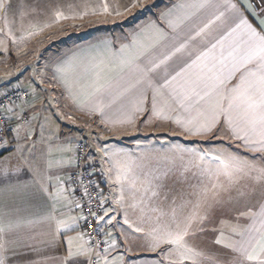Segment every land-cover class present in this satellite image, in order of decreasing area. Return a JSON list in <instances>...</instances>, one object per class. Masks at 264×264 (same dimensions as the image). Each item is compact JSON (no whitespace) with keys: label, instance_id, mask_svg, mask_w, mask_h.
Returning <instances> with one entry per match:
<instances>
[{"label":"snow or ice","instance_id":"6c2138e0","mask_svg":"<svg viewBox=\"0 0 264 264\" xmlns=\"http://www.w3.org/2000/svg\"><path fill=\"white\" fill-rule=\"evenodd\" d=\"M138 7L150 11L157 5L147 0H0V47L7 53L8 40L23 43L62 21L123 18ZM201 12L206 13L202 18ZM159 18L167 31L149 21L118 49L107 39L89 45L57 63L53 78L77 111L99 114L105 128L134 127L148 113L146 124L168 122L186 137L229 141L203 149L173 145L164 166L122 149L109 156L107 171L119 186L116 202L138 211L142 222L154 223L145 235L146 250L158 257L155 264H264V0H179ZM15 106L13 101L12 107H0V264H116L107 255L114 240L102 254L84 233L69 234L86 217L56 216L55 205L67 197L53 169L72 163V147H53L56 134L45 138L42 124L40 140L48 147L37 153L31 121L38 115L28 117L23 108L13 112ZM30 107L36 113L35 105ZM113 109L121 119H111ZM13 116L25 124L13 127ZM21 139L31 140V146H21ZM54 153L61 154L59 159ZM84 160L90 163L87 155ZM83 176L80 186L88 196ZM109 211L104 209L94 223L99 225ZM90 215L96 217V211L90 209Z\"/></svg>","mask_w":264,"mask_h":264},{"label":"rangeland","instance_id":"374dc122","mask_svg":"<svg viewBox=\"0 0 264 264\" xmlns=\"http://www.w3.org/2000/svg\"><path fill=\"white\" fill-rule=\"evenodd\" d=\"M93 22V19L81 20L79 23L69 22L61 26L58 33L67 36V34H72V32L75 33L79 30L84 31L83 27L91 25ZM50 35L51 32L44 34V36L33 43L27 50L16 53L17 55L13 56L12 62L9 61L10 54L4 52L3 56L5 55V61L0 63V89L5 88L6 85L13 84L20 85L33 93L32 99L34 100V105L38 103V112H36V114L38 115L37 119H39V123L37 125L35 124L36 122H33L31 135L36 142L37 153H39L41 149H46L48 147L47 143H41L40 140V126L42 124H44L45 138L52 135V133L56 134L53 136V147L56 145L72 147L73 143H69V137L72 138V141L80 138L79 135L76 136V133L66 137V127L79 134H84L85 139L83 140L88 143L89 155L91 156L90 159L95 162L99 169V177L97 176L99 178L98 185L101 189H105V201H107L108 208L112 209L114 215L112 220L115 226L113 232L110 233L111 237L115 240H119L120 233L127 228L133 229L132 232H134L137 237L138 233L134 231V228L141 227L145 229L150 221L142 222L139 219L140 214L138 211H133L116 202L119 198V186L112 182L114 174L111 178L108 174L107 169L110 167L108 163L109 156H111L114 150L122 149L124 152L131 153L133 158L147 157L151 159L153 166L157 163L164 166L167 161H165L163 157L171 155L173 145H182L191 148L188 142L192 139L181 134L177 129L171 128L170 124L168 126L166 125L167 129H169V127L171 128L167 132L158 131L152 133L151 130L156 127L153 124L136 123L134 127L117 129L111 127L108 129L101 127L102 124L100 120L96 118L89 119V117L86 116L83 118L80 112L77 111L71 102L60 92L61 87H59L58 83L51 75V71H53L56 65L55 63L59 62L61 58H57L56 54L58 53L53 50L55 43L51 40L56 36L50 37ZM47 38L49 39L47 40ZM48 50L50 52L45 57L46 51ZM37 57H39V59H37ZM7 59L8 62H6ZM5 76H10L11 78L5 82V80L2 79ZM42 79L44 80L43 84L40 83ZM29 84L32 85V88L28 87ZM33 88L35 92H33ZM36 93L39 95H36ZM45 116L50 117V121L47 124H45L43 119ZM67 116H71V119L62 118ZM90 126L91 128H97L96 130L99 131L97 136H94L95 132L93 130H88ZM60 139L61 141L59 142L58 140ZM184 142H187V144H184ZM31 143L25 145V147H30ZM72 154L73 152L71 155ZM177 163H179V161H177ZM126 216L133 227H129V223H125ZM146 239L145 236L141 237L142 241H147ZM128 251L133 252L134 249H129ZM120 256L123 258V264L145 263V261L157 257L155 253L147 251L146 249L137 252L135 255L129 252L128 256H126L124 252H121Z\"/></svg>","mask_w":264,"mask_h":264},{"label":"crops","instance_id":"0c3cea01","mask_svg":"<svg viewBox=\"0 0 264 264\" xmlns=\"http://www.w3.org/2000/svg\"><path fill=\"white\" fill-rule=\"evenodd\" d=\"M147 2L149 4L155 3L157 5V7L152 8L150 11L141 10L138 7L136 9H133V14H131V15L126 14L125 17H123V18L112 17V16H107V17H105V16H87L83 20L93 19L94 20L93 24L84 26L83 27L84 31L79 30L75 33L72 32V34L69 33V34H67V36H65L64 34L60 35L58 33V31L60 30V27L66 23H69V22L79 23V21H81V20L62 21L60 24H57L51 28L45 29L43 32L39 33L36 36H33L31 39H29L23 43L18 41L16 45H13L11 43V40H8L7 41V47H8V53L10 54L9 61L12 62L13 56L17 55L16 53H21V51L27 50L33 43L37 42L42 36H44V34L49 33V32H51L50 37L56 36V37H53L51 41L53 43H55L53 50H55L58 53L56 55H57V58H61V60L59 61V62H61L62 60L67 59L73 52H77L80 49H87L89 45L98 44L100 41H103L105 39L112 41L114 43V48L118 49L120 47L121 43H128L129 42V40H130L129 33L136 30L138 25L147 23L149 21H155L160 27H164L165 30L167 31L166 21L159 18V13L161 10L165 9V7H171L173 4L178 3L179 0H147ZM198 15L202 18L204 15H206V13L201 12ZM40 19L42 21L44 18L41 17ZM32 22L34 23L36 21L33 20ZM24 24H25V27L28 26V20L27 19L24 21ZM0 26H2V23ZM22 34L23 33H21V32H16L17 37H19ZM56 34H59V35H56ZM48 39L49 38H47V40ZM49 45H50V43H49ZM49 52H50L49 50L46 51L45 57L49 54ZM3 54H4L3 48L0 47V63L5 61V55L3 56ZM6 62H8V59L6 60ZM59 62H57V63H59ZM57 63H55V64H57ZM54 72H55V67L53 68V71H51L52 76L54 75ZM58 85H59V87H61L60 92L72 104V100L70 99L69 94L65 90L63 85L59 84V83H58ZM2 89H0V90H2ZM31 94L33 95L32 92H31ZM31 100H32L31 103L28 106L24 107V112L27 113L28 117H31L32 115L36 114V113H33L32 108L30 107V105H34V100L32 99V97H31ZM37 105H38V103L35 104L36 112H38ZM74 108H75V106H74ZM80 115L83 118H84V116H86V117H89V119H95L96 118L98 120H101V117L99 114H96V115L90 117L86 113L80 112ZM109 116L111 117L112 120H119L122 118L120 112L116 109L111 110L109 112ZM147 116H148V113H144V114L140 115L136 119L135 125H136V123L137 124H140V123L145 124L143 121H145L147 119ZM33 122H36L35 124L38 125L39 119L31 121V124H34ZM17 123L23 124L20 122V120L17 121L14 117V124L16 125ZM163 124H165V125H163ZM169 124L170 123H168V122L153 123V125H155L156 127L154 129L151 128V129H153V130H151V132L152 133H155L158 131L167 132L171 128H175L180 132V130L178 128H176L175 125H172V124H170L171 128L169 127V129H167L166 127ZM101 127H105V126L102 124ZM111 127L112 126L109 125L108 129H110ZM123 127H131V126H121V125L117 124L114 128L117 129V128H123ZM96 129H97L96 127L91 128V126H90V129H88V130H93L95 132L94 136H97L99 131H97ZM74 133H76V136L79 135L80 138L79 139L77 138V140H74V141L71 140V144L73 143L72 144L73 154L71 155L73 157L72 163L71 164H65L63 169L59 170V171L56 169H53V171L56 172L61 177L60 186L65 189L63 195L65 197H67V199H61L59 201V203H57L55 205V207L57 209L56 216L58 218H62V219H68V217H80L81 215H83V213H81V207L80 208L76 207V200L73 196L72 190L70 189V184H69V179H68L69 175L75 170V156H74L75 146H76L75 143H76V141L85 139L83 133L79 134L78 132L70 130L67 127L65 128L66 137L68 135L74 134ZM21 135L23 136V132L21 133ZM190 139H192L190 142H188V144H190V147L191 148H197V149L209 148V147H212L213 145L219 146L221 144H223V145L229 144V141L227 139H225L223 141H221L219 139L206 140V139H201L200 137H190ZM32 140H34L33 136H32ZM58 141L60 142L61 139ZM31 142H32L31 140L25 141V140L21 139L20 144H21V146L25 147V145L30 144ZM184 144H187V142H184ZM233 151H239L241 155H247V153L242 148L236 149L233 146ZM89 154H90V151H89ZM3 155L8 156L9 153L5 152V153H3ZM60 155H61L60 153H54V156L57 159H59ZM65 158H67V157H65ZM191 182L196 183L197 182L196 178L192 177ZM56 183L57 182H56V179L54 176L52 181H51V184L53 185V188H52L53 191H55ZM99 189H101V188L99 187ZM101 193H102L103 200L105 201L106 200L105 199V197H106L105 189H101ZM105 202H106V209H109L107 201H105ZM49 203H51V202L49 201ZM113 216L114 215H113L112 209H110L108 216L105 217V219L103 221H100V224H101L102 228L105 230L106 235H107V247L109 244L112 243L113 240L116 242L115 245L109 249V253L107 254L109 260H115L116 264H123V262H124L123 258H121V256H120L121 252H124L126 254V256H128L129 252L132 255H135L137 252H140L141 250L146 249L147 241H142L141 237H143V236L146 237L145 234L148 231H150L151 227L154 226V223L150 221V223H148L146 228L144 229V232H136V233H138L137 237L134 234V232H132L133 229L131 230V229L127 228L124 231H122L120 233V235L118 234L120 236V239L115 240L110 235V233L113 232V228L115 226V223L112 220ZM108 220H111V223H107ZM84 226L85 225H84L83 219H78L74 230H70L69 234L70 235H77V233H84V229H85ZM84 240L87 241V237L85 236V233H84ZM129 249H131V250L134 249V251L133 252L128 251ZM157 259H158V257H156L152 260H149V261H145V263L140 262V263H135V264H155Z\"/></svg>","mask_w":264,"mask_h":264},{"label":"built area","instance_id":"2783aa9c","mask_svg":"<svg viewBox=\"0 0 264 264\" xmlns=\"http://www.w3.org/2000/svg\"><path fill=\"white\" fill-rule=\"evenodd\" d=\"M8 93L7 98H4V94ZM31 91L21 87L20 85H6L3 90H0V107L3 105H8L12 107V102H15V107H13V112H19L21 108L28 106L31 103ZM3 119V114L0 113V120ZM13 127L14 124V116L12 117ZM21 123L25 124V119L20 120ZM75 147V170L69 175L71 179H69L70 189L72 190L73 196L76 202H79L81 205V213L86 217V221H84V233L87 237V241H90L93 248L96 245H99V251L104 254V248L107 247V235L105 230L102 228L101 224H95L94 221L104 214L103 210L106 209V202L101 205L100 200L103 199L101 189L98 186L97 175L99 173L98 166H96L95 162L90 159L89 155V146L85 140H79L76 143ZM85 155L89 157L90 163H86L84 160ZM79 157V160L76 157ZM87 169V171H85ZM84 173L83 183L87 187L88 196L84 195V189L80 186V178L79 174ZM91 181V183H89ZM90 196V199H89ZM90 209L96 211V217L90 215ZM91 224L92 227H88L87 225Z\"/></svg>","mask_w":264,"mask_h":264},{"label":"trees","instance_id":"16d2710c","mask_svg":"<svg viewBox=\"0 0 264 264\" xmlns=\"http://www.w3.org/2000/svg\"><path fill=\"white\" fill-rule=\"evenodd\" d=\"M107 237V236H106Z\"/></svg>","mask_w":264,"mask_h":264}]
</instances>
